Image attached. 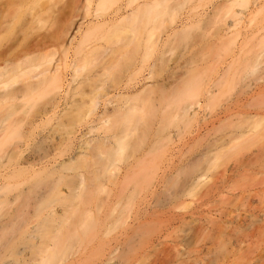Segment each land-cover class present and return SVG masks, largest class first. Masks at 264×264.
Instances as JSON below:
<instances>
[{
	"label": "rangeland",
	"instance_id": "obj_1",
	"mask_svg": "<svg viewBox=\"0 0 264 264\" xmlns=\"http://www.w3.org/2000/svg\"><path fill=\"white\" fill-rule=\"evenodd\" d=\"M0 134L9 182L83 175L99 241L140 211L138 250H194L216 226L197 264H239L260 190L264 206V0H0ZM170 156L188 167L157 186Z\"/></svg>",
	"mask_w": 264,
	"mask_h": 264
},
{
	"label": "bare ground",
	"instance_id": "obj_2",
	"mask_svg": "<svg viewBox=\"0 0 264 264\" xmlns=\"http://www.w3.org/2000/svg\"><path fill=\"white\" fill-rule=\"evenodd\" d=\"M59 65L42 74L53 80L59 78ZM70 66L72 72L78 70L76 61ZM62 87L60 82L59 88ZM3 136L0 134V141ZM9 147L16 151L24 144L17 140ZM30 154L25 152L20 164H26ZM187 161L178 167L173 157H168L156 185L171 180L177 169H187ZM16 173L0 171V264H135L139 260H145V264H197L203 256L215 255L222 244L224 232L216 226L215 231H209L206 226L199 230L195 239L198 248L194 250H168L161 241L158 246L151 244L138 250L137 230L144 225L140 211L134 217L135 226L109 241H99V224L92 219L91 212L100 207L84 196L86 184L82 174L61 193L52 182L7 181ZM259 194L261 190L255 212L250 217L243 215V221L252 225L251 232L232 239L239 264H264V206ZM146 255H150L147 260Z\"/></svg>",
	"mask_w": 264,
	"mask_h": 264
}]
</instances>
